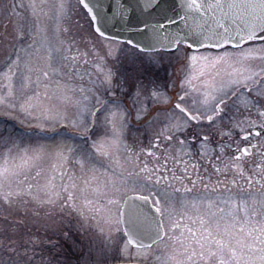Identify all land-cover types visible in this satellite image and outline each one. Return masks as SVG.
<instances>
[{
  "label": "rangeland",
  "instance_id": "1",
  "mask_svg": "<svg viewBox=\"0 0 264 264\" xmlns=\"http://www.w3.org/2000/svg\"><path fill=\"white\" fill-rule=\"evenodd\" d=\"M12 3L16 5V15L10 12L0 15V93L7 91L9 83L2 74L8 71L10 62L16 61L17 55L20 57L18 67L12 68L13 96L9 97V104L13 106L0 105V255L12 248L22 251L27 245L35 247L38 260L45 238L54 239L56 230L70 223L86 247L91 248L99 259L102 252L112 247V241L118 239L119 233L110 229L107 222L116 214L123 196L131 191L145 193L142 184L153 186L145 179V163L149 169L166 165L168 171L161 168L159 173H154L152 180L158 176L162 182L166 176L167 181H172L170 184L179 187L185 200L181 197L177 200L160 198L166 237L152 246L140 262L189 264L194 245L183 231V225H191L186 217L200 214L213 222H223L225 214L218 211L221 207L230 213L227 219L235 226V234L251 242L247 234L252 232L255 236L258 233L254 230L264 227V178H256L259 182L249 185L250 179L240 177L248 175V162L253 161L246 157L232 159L235 151L231 145L223 154H216L221 143V137L216 136L209 146L210 157L202 159L198 153L190 156L200 163V169L193 173L191 163L184 160L188 156L173 151L171 155L177 161H165L163 143L153 149L149 132L139 125H134L140 129L135 132L127 129L113 131L111 123L105 120L103 107L95 124L92 116L86 114L84 124L80 125L76 101L87 103L90 110L95 109L97 101L92 98L104 90L96 89L92 84L99 77L96 68L99 61L92 45L81 38V30L77 28V25L87 28V22L76 14L80 9L60 11L61 3L75 5L76 0H0V7ZM178 65L165 60L162 66L148 67L140 66L139 61L136 64L124 61L120 65V76L130 82L139 80L149 84L154 80L159 85L167 84V88H160L167 97H172L174 88L178 91L181 84L191 80V93L202 97L205 92L202 88L206 85L200 84V75L186 79L185 73L179 77V73L170 72L186 66L178 68ZM139 67L144 70L140 71ZM228 71L231 73L234 69L228 68ZM227 75L218 80L226 79ZM25 76L30 78L29 87L23 91L29 96L39 92L40 102L59 115L49 117L39 110L26 115L21 111L20 106L25 102L21 84ZM85 97L88 99L84 100ZM127 102L130 105V101ZM74 119L79 126L72 125ZM88 124H92V128L84 133L83 128ZM68 130L71 133H67ZM238 133L233 132L232 136L237 139ZM84 135L89 137L81 140ZM117 136L118 143L108 146ZM142 149L155 150L161 160L156 161ZM261 149L264 150L259 147L251 156L256 159L255 167L264 159ZM185 164L191 179L172 180L173 172L177 176L184 175ZM214 165L220 168L219 173ZM249 172L253 174L254 171ZM257 172L260 177L261 170ZM197 173L201 179L193 185L191 180L197 178ZM185 188L191 191L185 192ZM193 201L196 207L191 206ZM209 202L212 208L208 207ZM174 222H179L181 228H175ZM241 227L243 233L239 232ZM33 240L40 243L33 245ZM132 251L135 252V248L132 247Z\"/></svg>",
  "mask_w": 264,
  "mask_h": 264
},
{
  "label": "snow or ice",
  "instance_id": "2",
  "mask_svg": "<svg viewBox=\"0 0 264 264\" xmlns=\"http://www.w3.org/2000/svg\"><path fill=\"white\" fill-rule=\"evenodd\" d=\"M65 8H79L80 11L76 14L87 22L86 29L80 25H77V28L81 30V38L92 45V49L97 53L96 59L99 63L96 67L99 77L92 81V84L94 88L104 90L105 98L101 99L97 93L96 101L103 107L105 120L111 123L113 131L116 132L125 129L139 131L134 125L148 131L151 137L149 143L153 149L159 148L163 143L162 155L165 161H177V158L171 155L173 151L183 156L198 153L202 159L210 157L209 146L216 136L230 140L232 129L239 128L241 132H245L244 121H237L230 115L233 110L239 112L241 109L248 111L255 108L257 115L264 117V107H261V101H264V86L260 84L264 75L260 72L246 75L242 70L251 66L252 61L264 60V0H76L75 5L61 3V13ZM8 12L16 15L15 3L0 7V15ZM226 20L230 21V25L224 23ZM19 27L22 28L23 25ZM228 46L237 51L224 50ZM213 49H220L221 52L214 56H206L201 52ZM148 52L152 54L148 55ZM165 60L169 64L190 63L193 67L197 64H226L233 67L234 71L219 83L207 84V91L196 99L194 106L186 103L189 93L185 85L191 87V80L181 84L177 92L178 99L174 102L172 97H167L160 91L161 87L167 88V84L159 85L154 80L149 81V84L139 80L130 82L120 76V65L124 61L129 64L139 61L140 66L159 67ZM19 62L20 57L17 55L16 61L10 62L8 71L2 74V78L9 81L7 91L0 93L2 106H13L9 104V97L13 96L12 68L18 67ZM25 67L27 69V64ZM139 70L144 69L139 67ZM261 72H264V69H261ZM47 75L45 72L44 76ZM257 76H260V80H257ZM29 79L25 76L21 84V93L25 96V102L20 106L21 111L26 115H32L36 110L49 117L59 115L40 102L39 92L29 96L23 91L29 87ZM181 90L184 95H179ZM81 91L83 92V88ZM126 100L130 101L131 106L125 103ZM76 104L79 107V124H84L86 114L92 116L95 124L100 109L90 110L88 104L80 100H77ZM161 104L167 107H156ZM228 122H231V128L226 127ZM72 125L79 126L76 119L72 121ZM38 127L42 128L43 125ZM260 128H264V124L257 125L252 122L251 128L247 130L248 134L243 136V139L248 140L249 135L264 134L251 131ZM89 131L90 129L84 126L83 132ZM118 139V136L111 139L108 146H115ZM225 147L221 142L220 154L224 153ZM237 151L241 149L237 148ZM243 151L247 152V148ZM147 155L156 161L161 160L155 150ZM232 159L239 160V156H232ZM161 168L168 171L166 165L149 169L145 163V179L152 180L154 173H159ZM192 168L195 171L198 165L193 164ZM214 169L217 173L220 172V168L215 165ZM182 171L183 176H177L173 172L171 179H191L188 177L187 164ZM163 179L168 180L166 176ZM199 179L201 177L197 173V180ZM160 181L161 178L157 176L155 183L159 184ZM191 183L195 185L196 180H191ZM174 191L179 192V189ZM189 191L191 189L185 188V192ZM152 195L154 193H134L117 208L116 214L111 216L107 223L110 229L119 233L118 239L112 241V247L102 252L99 259L68 223L56 230L54 239L45 238L46 243L38 260L34 254L35 247L25 245L22 251L16 248L5 250V253L0 255V264H136L152 247L151 243L138 241L137 236L149 237L151 233L162 231L164 228L163 219L157 221L153 216L144 213L139 206L138 201L152 202L153 212L157 217L162 216L164 209L160 207V197L157 196L153 201ZM191 206L196 207V202L193 201ZM208 207H213L211 202ZM218 211L225 214L223 222H213L200 214L186 217L191 221V225H183V231L187 232L190 242L194 245L190 251L189 264H264V227L255 229L258 233L255 236L249 232V242L235 234V226L227 219L230 213H226L222 207L218 208ZM211 215L214 216L215 213ZM121 225L124 226L123 229ZM173 226L181 228L179 222H174ZM239 232L243 233L244 228H239ZM38 243L40 242L32 241L33 245ZM133 245L135 252L132 251Z\"/></svg>",
  "mask_w": 264,
  "mask_h": 264
},
{
  "label": "flooded vegetation",
  "instance_id": "3",
  "mask_svg": "<svg viewBox=\"0 0 264 264\" xmlns=\"http://www.w3.org/2000/svg\"><path fill=\"white\" fill-rule=\"evenodd\" d=\"M241 47H250V45H241ZM224 50L229 51V52H236L237 51V49L230 47V46H228ZM201 52L203 55H206V56H214V55L219 54L221 52V50L220 49H213L211 51H206V52L201 50ZM191 54H194V53H190V55ZM195 54H200V53H195ZM180 67H181V65H178V68H180ZM228 68H229V70L234 69L233 67H229L226 64L225 65H217V66H213L211 64H203V65L197 64L195 67H193L190 63H188V64H186V66H182L178 70H173V71L170 70V72H172L174 74L179 73V77L181 76V74L185 73L184 75H186L187 78L182 77V79H184V78L192 79V78H194L195 75H200V78L202 79L200 84L207 85V84H211L213 82L219 83L220 80H218V79L221 78V76H225V75L229 74ZM261 69H264V60L252 61L251 66H246L245 69H242V70L245 71L246 75H252L253 72H260L261 75H264V72H261ZM93 72H94V70H93ZM200 72L202 75L200 74ZM172 73H171V77L175 78V76ZM81 79H83V78H80V80ZM204 80H208V81H204ZM257 80H260V76H257ZM192 81H194V79ZM211 81H213V82H211ZM260 84H261V86H264V80H260ZM179 89H180V87H179ZM186 89L189 93V95H188L189 99L186 98L187 105L194 106L196 99L199 98L198 93L192 94L191 88H189V86H188V88L186 87ZM174 90H175V92L172 93V98H173V101L175 102L178 99V96H177L178 91H176L175 88H174ZM202 90L207 91V88L206 87L202 88ZM183 93H184V91L182 93L179 92V95H184ZM100 98L104 99L105 93H102L100 95ZM92 99H93V101H96V96ZM125 103L129 105V103L127 101H125ZM96 106H97V108H102V105L96 104ZM261 107H264V101H261ZM230 115L231 116H237V118H239L240 120H243L244 121L243 126L245 127L246 131L241 132L239 128H234V129H232V132H239L237 139H236L237 136H232L230 140L228 138H222V137L220 138V140H221V142H223L226 145L225 149L228 148L229 145H231V148H233L235 151L234 156H239V159H241L242 157L250 158L253 161V162H248V166L246 168L248 175L246 174V175H243L240 177L241 178L247 177V179H250L249 185L250 184H256L259 182L256 178H259V180L261 178H264V159L261 160L260 165L255 167L254 164L255 165L257 164L256 159L251 158V156L253 155V152H257L259 147L264 149V134H262L260 136L249 135L248 140H244L243 136L248 134L247 130L251 128L252 122H255V124H257V125L264 124V117L258 116L257 110L255 108H252L248 111H244L243 109H241L239 112H235L233 110V112H231ZM237 118H234V119L236 120ZM226 125L231 126V122L229 124L227 123ZM229 128H231V127H229ZM251 131H260L261 133H264V128L252 129ZM237 148L241 149V151L238 152ZM245 148H247V152L243 151V149H245ZM143 152L148 153L149 151H146L144 149ZM261 152H262V154H264V150L261 149ZM216 154H220V153L218 152ZM184 160L190 162L191 165H193V164L198 165V168L195 171L194 170L192 171L193 173H196L200 169L199 161L198 162L193 161L194 160L193 157L188 156V157H185ZM254 160H255V162H254ZM249 170L254 171L253 174H251L249 172ZM259 170H261V172H262L260 177L257 176L258 175L257 171H259ZM252 175H255V178ZM193 180H197V178H193ZM171 182L172 181H162L159 184H156L155 180H149L147 183L153 184V186H148L146 184H142L146 188L145 193L139 192V191H131V192H128L127 194L142 193L144 195H150V194L154 193V195H152L153 201L156 199L157 196H159L160 198L175 199V200H177L176 198L181 197L182 200H185L183 193H180L181 191H180L179 187H176L172 184H171L172 185L171 187L168 186ZM174 189H179V192H175ZM230 190H233L232 187H230ZM127 194H125V195H127ZM234 195H236V194H234ZM196 196L197 195H194V197H196ZM151 204H152V202H151ZM160 217H161V219H163V214ZM163 221H164V219H163ZM164 230H165L164 236L159 241H162L166 237L165 223H164ZM158 242H156V243H158ZM155 244H153L152 246H154Z\"/></svg>",
  "mask_w": 264,
  "mask_h": 264
},
{
  "label": "water",
  "instance_id": "4",
  "mask_svg": "<svg viewBox=\"0 0 264 264\" xmlns=\"http://www.w3.org/2000/svg\"><path fill=\"white\" fill-rule=\"evenodd\" d=\"M224 23L226 25H230V21H224ZM122 35H126V34H122ZM132 195L127 196L126 198L130 197ZM125 198V199H126ZM125 201V200H124ZM140 208L143 210L144 213H147L151 216H153L154 218L157 219V221H159V217L156 216V214L153 212V207L151 206L150 202H143V201H138ZM123 225H122V229H123ZM163 235V230L162 231H157V232H153L151 233V235L149 237H141V236H137V240L138 241H142L145 243H153L156 240L160 239ZM134 246V245H133Z\"/></svg>",
  "mask_w": 264,
  "mask_h": 264
}]
</instances>
